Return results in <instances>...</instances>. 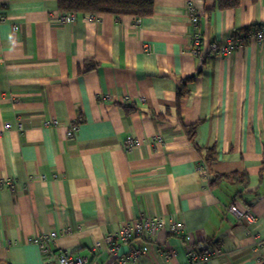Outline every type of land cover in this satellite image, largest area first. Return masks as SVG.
I'll return each mask as SVG.
<instances>
[{
	"label": "crops",
	"instance_id": "0c3cea01",
	"mask_svg": "<svg viewBox=\"0 0 264 264\" xmlns=\"http://www.w3.org/2000/svg\"><path fill=\"white\" fill-rule=\"evenodd\" d=\"M189 5L208 41L224 43L232 33L264 27V0L224 10L214 0H155L148 17L76 13L66 24L56 19L65 13L57 0L4 2L0 264H55L30 242L52 232L59 233L54 250L87 257L89 264H112L135 247H147L136 264H259L264 44L246 41L229 56L194 57ZM87 63L96 65L81 72ZM52 119L59 125L47 126ZM72 122L79 128L68 138ZM6 123L13 127L4 130ZM191 124L202 152L186 135ZM156 136L162 141L153 143ZM129 137L139 142L132 149ZM211 147L215 157L205 161ZM202 161L204 174L196 170ZM223 173L237 177L212 185ZM231 204L256 217L251 234L228 211ZM154 216L184 228L159 230L150 239L135 235L118 253L109 251L108 234ZM188 244L210 247L216 256L194 263Z\"/></svg>",
	"mask_w": 264,
	"mask_h": 264
},
{
	"label": "built area",
	"instance_id": "2783aa9c",
	"mask_svg": "<svg viewBox=\"0 0 264 264\" xmlns=\"http://www.w3.org/2000/svg\"><path fill=\"white\" fill-rule=\"evenodd\" d=\"M6 0H0V21H5L7 19L6 15L2 14V5ZM3 3V4H2ZM188 14L190 17V23L194 27V31L191 33L190 45L188 46L189 53L194 57L203 60L207 55L215 56H229L236 49L242 48L246 41H255L258 44H264V27L256 26L250 27L245 35V37H237L233 33L229 36L226 42L221 43L218 41H208L205 35L202 33L199 28L200 19L199 13L195 10L192 5H189ZM94 14L89 16V19L93 18ZM75 12H65L60 13L57 16L58 22L61 24L71 23L75 20ZM17 30V27H16ZM149 48V47H148ZM47 126H57L59 122L57 119H52L46 122ZM13 126L11 123H6L3 127L4 130H9ZM15 128L18 131H22L24 126L22 123H17ZM79 123L72 122L69 125L66 136L68 138H73L76 132L78 131ZM153 143L161 142V136H156L152 139ZM139 144L137 139L129 137L126 141V148L132 149ZM200 173L204 174L208 172V166L205 161H202L197 167ZM7 185L12 186V182H7ZM228 211L240 222L243 220L246 221L244 227L246 228L249 234L252 233V226L256 222V217L253 216L250 212L242 211L235 204H231L228 207ZM184 225L182 222H174L171 224H166L165 221L157 216L154 217H143L139 218L136 221L127 222L122 231L117 234H108L107 242L109 244V251L118 253L121 246H129L135 235L140 237H145L150 239L153 234L159 230H168L172 233H178L183 230ZM67 233L69 230L66 231ZM59 236V233H43L32 239L30 242L35 243L40 246L42 251L49 256L50 262L55 264H89L90 261L87 257L77 256L74 257L70 252L66 250H54L51 247L53 241ZM97 247H100V243L97 242ZM256 248L259 250V256L257 261L259 264H264V245L260 242L256 243ZM147 247L141 248H132L130 251L125 254L118 253L116 260L112 264H136L139 258L146 252ZM216 251L210 247H204L203 250H195L190 244L187 245V255L192 262H207L216 256ZM104 254V253H103Z\"/></svg>",
	"mask_w": 264,
	"mask_h": 264
},
{
	"label": "trees",
	"instance_id": "16d2710c",
	"mask_svg": "<svg viewBox=\"0 0 264 264\" xmlns=\"http://www.w3.org/2000/svg\"><path fill=\"white\" fill-rule=\"evenodd\" d=\"M58 8L65 12H75L82 14H112L116 17L120 16H135L138 18L151 16L154 12V4L155 0H57ZM217 2L219 9H234L240 6V4L244 0H214ZM251 2H255L257 0H248ZM258 25H253L251 27H256ZM250 28V27H249ZM248 28V29H249ZM247 30H245L244 34L239 36L237 33L235 36L237 37H245ZM96 64L89 63L86 64L84 68L81 69V72H87L92 70ZM192 78H188L184 81L183 86L186 85L187 81H190ZM186 90L182 87L177 96V100H180V97L184 94ZM186 131V135L192 144H194L195 148L202 152L201 148L195 144L196 138V124L185 125L184 127ZM215 148L211 147L205 151L204 158L205 161H210V159H214L215 157ZM246 177L244 184L247 185V175L244 173ZM237 177V174H217L215 176V180L212 182V185L218 183L224 179H234Z\"/></svg>",
	"mask_w": 264,
	"mask_h": 264
}]
</instances>
